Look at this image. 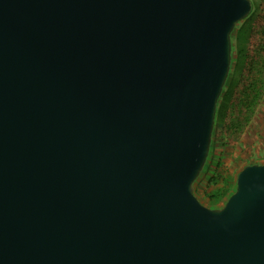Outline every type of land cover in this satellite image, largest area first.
I'll return each instance as SVG.
<instances>
[{"label": "water", "instance_id": "1", "mask_svg": "<svg viewBox=\"0 0 264 264\" xmlns=\"http://www.w3.org/2000/svg\"><path fill=\"white\" fill-rule=\"evenodd\" d=\"M251 0H0V264H264V163L194 183Z\"/></svg>", "mask_w": 264, "mask_h": 264}, {"label": "trees", "instance_id": "2", "mask_svg": "<svg viewBox=\"0 0 264 264\" xmlns=\"http://www.w3.org/2000/svg\"><path fill=\"white\" fill-rule=\"evenodd\" d=\"M251 1L250 13L235 25L231 34V67L217 103L206 161L211 170L209 184L219 179L217 170L226 154L224 148L240 139L264 96V0ZM217 197L218 194L210 196Z\"/></svg>", "mask_w": 264, "mask_h": 264}, {"label": "rangeland", "instance_id": "3", "mask_svg": "<svg viewBox=\"0 0 264 264\" xmlns=\"http://www.w3.org/2000/svg\"><path fill=\"white\" fill-rule=\"evenodd\" d=\"M224 149L226 154L217 170L218 181L215 184L208 183L211 170L206 163L194 183L195 193L200 201L213 208L222 207L235 191L238 173L245 165L253 162L264 163V96L255 107L251 122L240 139L228 144ZM216 194H218L217 198H210Z\"/></svg>", "mask_w": 264, "mask_h": 264}]
</instances>
